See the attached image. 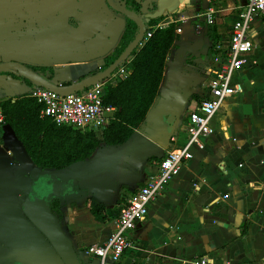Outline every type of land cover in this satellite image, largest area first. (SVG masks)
Here are the masks:
<instances>
[{"label": "crops", "instance_id": "crops-1", "mask_svg": "<svg viewBox=\"0 0 264 264\" xmlns=\"http://www.w3.org/2000/svg\"><path fill=\"white\" fill-rule=\"evenodd\" d=\"M139 1L146 29L180 22L182 33L168 55L160 95L131 139L112 148L101 146L103 151L98 149L89 160L60 171L69 184V198L54 201L78 252L107 240L121 209L157 173L167 153L187 142L188 113L199 100L196 92L210 65V47H227L245 6L241 2L239 12L228 16L213 7L215 22L208 25L204 11L192 10L197 0H181L175 13L154 19L152 25L145 15L157 11V3ZM208 26L215 29L212 36ZM126 27L125 17L107 0H0V65L58 70L64 87L74 85L102 73ZM252 31L254 49L249 53L254 61L232 81L241 92L224 101L212 122L214 133L204 139L205 148H192L193 158L149 205L148 215L130 234L132 246L115 264H193L203 257L215 264H264V108L256 98L262 88L254 90L264 65L261 18ZM115 73L110 81L120 82ZM33 87L16 73L0 74V99L20 98ZM190 89L194 99L188 107ZM239 96L243 105L227 110L226 101ZM33 175L38 171L22 142L10 126H0V264H62L22 212ZM91 200L103 206L100 215L92 211ZM84 264L102 263L90 258Z\"/></svg>", "mask_w": 264, "mask_h": 264}, {"label": "built area", "instance_id": "built-area-1", "mask_svg": "<svg viewBox=\"0 0 264 264\" xmlns=\"http://www.w3.org/2000/svg\"><path fill=\"white\" fill-rule=\"evenodd\" d=\"M215 14V9L210 7L203 12L202 18L208 25H212L215 22ZM256 18H261L264 23V0H247L233 24L227 47L220 43L211 45L210 65L201 82L202 92L197 94L199 100L194 101L188 113L187 142L167 153L157 173L151 176L121 209L115 231L104 243L89 246L82 251V259L97 258L102 264L120 262L132 246L131 232L135 230L138 222L146 218L149 205L156 201L170 182L179 175L183 164L193 158L192 148H205L204 139L214 133L212 122L216 113L226 99L241 92V86L233 84V76L243 69L246 64L245 56L254 49L255 35L252 30ZM158 28L165 26L149 29L144 35V40L151 38L153 31ZM176 32L181 34L182 29L178 28ZM128 74V68L123 66L117 70L114 77L125 78ZM28 95L41 105L42 118H50L57 126L62 127L103 134L116 112L114 107L104 104V83L70 95H61L44 87L34 86ZM0 121H3L2 115ZM193 264L215 263L208 257H203L196 259Z\"/></svg>", "mask_w": 264, "mask_h": 264}, {"label": "trees", "instance_id": "trees-1", "mask_svg": "<svg viewBox=\"0 0 264 264\" xmlns=\"http://www.w3.org/2000/svg\"><path fill=\"white\" fill-rule=\"evenodd\" d=\"M121 1L124 2L125 10L143 17L145 10L139 0ZM125 19L127 27L122 42L114 55L106 60L101 72L110 68L139 35L137 23L127 17ZM155 22L156 20L150 19L152 25ZM180 26V22H173L165 28L154 30L151 38L147 41L143 38L131 53L130 59L125 60L119 67L128 65V76L122 78L120 82H112L110 77L102 82L104 104L114 107L116 112L101 139L95 132L57 126L50 118H42L41 105L29 95L16 99H0L4 125L13 129L34 165L42 170L60 171L72 164L89 160L101 146L126 143L135 130L144 123L148 112L160 95L168 70L166 65L168 55L176 41L180 39L176 32ZM148 31L149 29H146L145 33ZM214 33V27L208 26V34L212 36ZM34 71L50 82L55 77L52 69L41 68ZM12 72L8 70L0 74ZM89 204L96 215H100L104 210L103 206L94 200ZM52 211L62 219L58 201L52 202Z\"/></svg>", "mask_w": 264, "mask_h": 264}, {"label": "water", "instance_id": "water-1", "mask_svg": "<svg viewBox=\"0 0 264 264\" xmlns=\"http://www.w3.org/2000/svg\"><path fill=\"white\" fill-rule=\"evenodd\" d=\"M116 1L117 0H107L109 6L115 12H118L119 14H122L123 16L137 23L139 26V35L133 44L124 52V54L105 72H102L86 80L79 81L74 85L65 87L61 83L60 78L56 76L58 74V70H56L55 77L51 82L42 78L25 66L11 62L1 64L0 72L8 70L16 72L18 75L30 81L34 86H41L61 95L78 93L93 85L102 83L105 79L111 77V75H113V73L125 62V60L130 59L131 53L142 42L146 32L143 18L128 12L122 7H119L116 4ZM153 1L157 3V11L146 15V18L149 19H158L168 14L175 13L181 4V0ZM204 1L207 2L208 0ZM209 7V4H206L202 8V11H206ZM196 94H198V92H196ZM168 122L170 123V126L168 127L167 134L169 137H171L173 131L171 123L173 122V119L169 118ZM114 146L110 147L112 148ZM102 151V149H99L98 152L100 153ZM29 160L31 165L36 167L30 156ZM36 171H38V175L32 176V185L22 205L23 214L28 218L30 223L48 240L60 258L62 264H84V261L87 260L82 259L79 256L78 249L70 238L69 234L66 232L64 223L58 219L51 208V204L54 200L64 201L65 199L69 198L70 188L68 182L62 179L63 174H60V171L62 170H42L36 167Z\"/></svg>", "mask_w": 264, "mask_h": 264}, {"label": "rangeland", "instance_id": "rangeland-1", "mask_svg": "<svg viewBox=\"0 0 264 264\" xmlns=\"http://www.w3.org/2000/svg\"><path fill=\"white\" fill-rule=\"evenodd\" d=\"M241 2L243 3V5H246L247 0H213L212 7L219 6L220 8H218L217 11L219 10V12H220V14L222 16L223 15L224 16H228V14H230L231 12H233V13L239 12V6H240ZM189 4H191V3L189 2ZM192 10L194 12H198V13L201 12V7H200L199 2L197 4V8L196 7L195 8L193 7ZM226 22H227V20H226ZM259 40H261L262 42H264V33H263V36H261ZM263 52H264V50H263ZM246 58L249 59L250 62H248V60ZM245 59H246V65H245V69H246L248 67V65L252 61H254L253 60L254 59V54L253 53L247 54L246 57H245ZM247 63H249V64H247ZM244 70H242L240 72V74H243V71ZM259 72H260L259 74H260L261 77H259V79L256 81V84L257 85L255 86L254 90L258 93L261 90V88H262V92H263L262 95H260V96H258L256 98H261L259 100V103L264 108V81L262 80V77H264V65H262L260 67ZM198 87H199L198 88L199 89L198 91L199 92H202V86L199 85ZM191 92H192V90L190 89L189 92H188V96L186 98L187 101H188V107L192 104L193 99H194V95H191ZM242 98H243L242 96H239V97L233 98L232 100H229V101L227 100L226 101L227 103L225 104V108H227V110L228 109L234 110L235 109V106H242L243 105V99Z\"/></svg>", "mask_w": 264, "mask_h": 264}, {"label": "flooded vegetation", "instance_id": "flooded-vegetation-1", "mask_svg": "<svg viewBox=\"0 0 264 264\" xmlns=\"http://www.w3.org/2000/svg\"><path fill=\"white\" fill-rule=\"evenodd\" d=\"M117 2H118V1H116V4H117ZM198 2H199V4H200L201 11H202V8H203L206 4H207V5L209 4V6L211 7V6H212V2H213V0H208L207 2H205L204 0H198ZM119 3L121 4V6L118 5V4H117V5H118L119 7L124 8V5H123L124 2H122L121 0H119ZM198 7H199V6H198ZM210 7H209V8H210ZM196 8H197V7H196ZM153 13H154V12H153ZM148 14H151V13H147L146 15H148ZM146 15H145V16H146ZM143 20H144V19H143ZM144 23H145V22H144ZM145 34H146V33H145ZM143 38H144V37H143ZM210 54H212L211 49H210V53H209V55H210ZM117 70H118V69H117ZM117 70H116L115 72H117ZM115 72H114V73H115ZM21 78H24V77L21 76ZM24 79H25V78H24ZM25 80H27V79H25ZM1 115H2V114H1V111H0V116H1ZM3 120H4V119H3ZM3 125H4V122H3V121H2V122L0 121V126H3ZM51 208H52V204H51ZM58 219H59V218H58ZM59 220L61 221V219H59ZM82 251H84V250H82ZM78 254H79L80 257H82L81 252H78Z\"/></svg>", "mask_w": 264, "mask_h": 264}]
</instances>
